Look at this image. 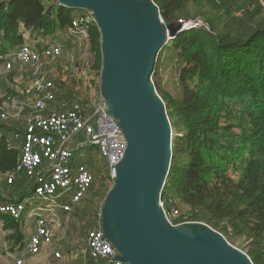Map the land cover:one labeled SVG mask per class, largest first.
Here are the masks:
<instances>
[{"label": "trees", "instance_id": "16d2710c", "mask_svg": "<svg viewBox=\"0 0 264 264\" xmlns=\"http://www.w3.org/2000/svg\"><path fill=\"white\" fill-rule=\"evenodd\" d=\"M155 2L166 24L191 19L204 21L203 25L183 30L161 51L169 49L183 65L178 78L182 97L164 100L173 127L182 132L175 142L166 190L171 191L169 195L176 192L191 212L187 218L181 215L173 224L203 223L228 240L248 238L250 244L246 248L253 263L264 264V14L256 4L248 9L234 0ZM190 8L196 12L191 13ZM89 15L88 10L60 7L57 0H0V67L7 55L25 44L42 52L61 43L64 55L81 52L89 61L86 71L95 70L100 78L101 34L95 23L86 22ZM75 23L86 28L87 42L81 43V34L71 32L76 29ZM70 68L73 70L75 66ZM55 89L58 108L65 99L69 103L77 102L73 89L61 81L55 84ZM96 92L100 94V83ZM86 100L77 103L86 105ZM232 105H240L252 125L251 131L242 137L249 141V147H238V151L233 149L230 139L238 136L231 132L234 125L226 129L222 124V115ZM24 135L25 115L19 120H0V203L3 205L24 203L27 197L31 200L34 192L35 183L23 173L17 174L12 184L7 179L20 161ZM232 150L241 153L235 160L242 154L246 157H240V163L232 161L229 157ZM101 159L102 166L98 163ZM101 159H94L91 152L81 159L93 175V184L71 218L86 230L99 219V210L89 201L96 193L98 179L102 177L106 190L100 208L111 190L105 182H112V187L114 184L106 161ZM229 165L242 172L240 180L229 174ZM0 219L5 221L2 235L6 239V243H0V249L2 245V251L8 249V253L22 251L30 234L28 229L35 230L28 211L18 219L5 215H0ZM87 263L96 264L89 258Z\"/></svg>", "mask_w": 264, "mask_h": 264}, {"label": "water", "instance_id": "95a60500", "mask_svg": "<svg viewBox=\"0 0 264 264\" xmlns=\"http://www.w3.org/2000/svg\"><path fill=\"white\" fill-rule=\"evenodd\" d=\"M92 13L101 34L100 95L127 147L100 210L122 264H253L203 223L172 226L160 206L173 163V125L151 82L161 51L187 23L166 24L155 0H57Z\"/></svg>", "mask_w": 264, "mask_h": 264}, {"label": "built area", "instance_id": "2783aa9c", "mask_svg": "<svg viewBox=\"0 0 264 264\" xmlns=\"http://www.w3.org/2000/svg\"><path fill=\"white\" fill-rule=\"evenodd\" d=\"M234 1L243 5L247 2ZM86 20L87 23H95L92 13ZM196 25L197 22L187 23L185 30ZM74 27L76 29H71V32L81 34V43L87 42L89 38L86 28L76 23ZM63 56L64 46L61 43H55L42 52L25 44L7 55L0 67V81H7L16 70L28 73L27 85L20 94L23 100L14 103V113L11 115L0 107V120L4 122L19 120L25 115L22 155L13 175L7 176L8 183L12 184L15 176L20 173L35 183L29 205L22 202L18 205L0 203V215L18 219L26 210L31 219L33 214L29 210L34 207L32 201L39 198L41 201L54 203L42 216L39 212H34L35 230L28 236L25 252L8 253V261L12 264H26L27 258L40 256L45 246L53 242L57 216L69 219L75 208L80 207L89 195L93 175L81 159L87 157L88 152L93 154L96 149L106 161L111 179L114 180L115 167L123 159L127 147L117 120L108 113L101 95L96 92V86L100 82L95 81V78L84 77L82 80L89 92L87 97L90 104L87 109L77 102L61 103L59 109H55L59 104L54 83L56 76L52 78L50 73L53 71L47 72L46 66L58 63ZM155 73L154 71L151 80ZM166 187L167 185L162 189L160 206L170 225L178 226L173 221L180 218L181 213L175 208L173 197L169 193L168 197L166 194L164 196L168 192ZM44 208L42 205L41 210ZM117 256V251L104 236L99 214L96 224L87 232L83 257L85 261L89 258L96 264H122L116 261ZM55 257L60 259L62 256L57 253Z\"/></svg>", "mask_w": 264, "mask_h": 264}, {"label": "rangeland", "instance_id": "374dc122", "mask_svg": "<svg viewBox=\"0 0 264 264\" xmlns=\"http://www.w3.org/2000/svg\"><path fill=\"white\" fill-rule=\"evenodd\" d=\"M219 1V0H218ZM258 5V7L260 8V10L262 11V13L264 14V0H247L246 4L244 6L248 7V9L250 8L251 5L255 6ZM190 12L191 13H195L196 9L190 8ZM190 21H195L198 23V25H203V20H193L191 19ZM181 22V21H180ZM184 22V21H183ZM28 35V34H27ZM21 47V46H20ZM19 48V47H18ZM68 54V53H67ZM65 54L63 56V63L62 60L59 61L58 63H51L48 64L46 66V71L47 72H51L53 69H56V78L54 79L55 84L58 81H61L62 83H64L66 86L70 87V89H73L76 98L78 99L77 102L83 103V101H85L88 97L86 95V88L84 86L83 83V79L84 77H93L96 80L95 81H99L100 82V78L98 76H96L95 74V70H92L91 72H87L86 71V65L87 63H89V61H83V60H74L73 62H71V59L68 58L70 54ZM74 54H72L71 56H73ZM79 57V55H78ZM61 63L64 64L61 66ZM73 65L75 66V70H71L70 66ZM182 61L176 59L172 52H170L169 49H165L161 55H159L158 57V61H157V65H156V75L154 77H152V84L155 87L156 93L158 94V96L160 97V99L167 105V101L165 102V97H170V98H175V99H179L182 97V89L179 85V73H180V69L182 67ZM19 73V78H21V76H23V81L25 80V78L27 79L26 75L28 76V73H26L25 71L18 72ZM50 76L52 78H54V73H50ZM7 86L3 87L2 86V82L0 81V89H2L4 91V89H6L7 87H9L7 89L6 92V96H4V98H1L2 100H0V107L3 110H6L8 112H10V114L12 115L13 110H12V106L14 105V103H17L18 101H21L23 99L22 96L20 95L21 92L25 89L23 88L22 84H21V80H18L17 82H13L14 80H12V78L7 80ZM59 91V88H58ZM89 95V92L87 93ZM69 102L68 100H64L60 103H66ZM86 105H82L83 107H85V109L88 108L89 106V101L86 100ZM90 108V107H89ZM223 120H222V124L225 125V128L230 129L231 125H234L235 128L232 129V133L237 134V137L234 138H230L231 140H233V149L235 150H239L240 148L238 147H249V141L247 139H242L243 135H246L245 133H249V131H251V127L252 125L250 124V119L248 117V115L242 110L240 105H232L230 107V111L224 113L222 115ZM16 120V119H15ZM14 121V120H13ZM171 124L173 125V121H171ZM242 127V128H241ZM182 132H180V130L178 128L173 127V140H174V148H175V142L178 139V137L181 135ZM241 142H245V146H243V144H241ZM232 150L231 154L229 155V157H232V161H236L238 163H240L241 158L243 155L246 157L245 154H242L241 156H239V158H237L236 160L234 159L236 157L237 154H241L238 153L237 151ZM223 153V152H221ZM94 159H101V156L99 155V153L97 152V150H94ZM101 166L103 165V161L102 159L99 160L98 162ZM100 172L102 174H104V170L103 167H100ZM229 174L232 175V177H234V179L236 180H240L242 177V172H237L236 167L229 165ZM100 177V176H99ZM100 177L97 181L96 184V193L93 196H90V204H93V206L95 207L96 210H101L100 206L104 200V195L106 193V190L104 188V185H102V181H101ZM105 182V181H104ZM103 182V183H104ZM105 186L108 187V189L112 188V182H110L109 180H107L105 182ZM168 193H171V191H168ZM173 194L171 195L175 201V208L178 209L181 213V215L185 218H187L189 216V213L191 212V209L185 204L183 203V201L181 200V197L177 195L176 192H172ZM33 202V206L31 208V211L29 210V212H32V217H31V221L35 220L36 215L34 214V212H39V214L42 216L45 212H47V210L51 207H53V202H44L41 201V199L37 198L35 201ZM31 201L29 200V197H27L24 200V204H30ZM45 204V205H44ZM42 205L45 207L43 210H41ZM103 206V205H102ZM100 208V209H99ZM70 224H68V222H66V224L64 225L65 227L67 226L68 231H64L66 233V235L63 237V244L61 243L60 245L62 247H64V253L68 254L70 253L69 251H71V248L74 247V245H79L80 248L84 249L86 246V233L88 232V230H84L81 228H79L80 224L75 225L73 224L72 221H76L77 220H69ZM0 222H2V220H0ZM80 223V222H79ZM83 224V223H81ZM69 226V227H68ZM3 233L0 232V235H2ZM4 235V234H3ZM2 235V238H0V243H6V239L5 237ZM223 235V234H222ZM224 236V235H223ZM55 237V236H54ZM225 237V236H224ZM226 238V237H225ZM54 239V238H53ZM226 240L228 241V243L230 245H232L233 247H235L236 249H238L239 251L247 254L249 256V249L246 248V245L250 244V240L248 238H243V239H237V240H228L226 238ZM76 243V244H75ZM5 247H7V245H5ZM59 249L62 250L61 247L59 246H55V249ZM77 246L76 248H73V251L77 250ZM49 250L52 251V248H49ZM44 252H48V248L47 246L45 247V249L43 250ZM79 251V250H78ZM25 252V249L22 250V253ZM3 253L6 254V257L3 256ZM16 254V251L14 252ZM51 257L53 258V255H51ZM250 257V256H249ZM56 258V257H55ZM9 257H8V249H4L2 251V245H1V249H0V264H3V262L8 261ZM251 259V257H250ZM252 260V259H251ZM10 261V260H9ZM73 260H70L67 264H76L72 262ZM55 264H58L56 262H54ZM253 263V262H252ZM254 264V263H253Z\"/></svg>", "mask_w": 264, "mask_h": 264}, {"label": "crops", "instance_id": "0c3cea01", "mask_svg": "<svg viewBox=\"0 0 264 264\" xmlns=\"http://www.w3.org/2000/svg\"><path fill=\"white\" fill-rule=\"evenodd\" d=\"M74 51H75V49H73L72 52H74ZM72 52L70 51V53H72ZM73 54L74 55L71 56V61L72 62L75 60V58L77 59V56L78 55H79V57H78L79 60L85 61V59H86V57H84L81 54V52L73 53ZM63 61H64V59H62V63H63ZM62 63H61V66L64 65ZM73 70H75V69H73ZM52 71L54 73V76H56V74H57L56 69H53ZM22 77L23 76H21V78H19L18 70H16L12 74H10L9 79L12 78V80H14L13 82H17L18 80H21V84L23 85L22 87L25 88L26 85H27V79L25 78V80L23 81V78ZM7 83H8L7 81H4L3 80L2 86L3 87H6L7 86ZM8 88L9 87H7L6 89H4V91L2 89H0V97L1 98H4V96L7 95L6 92H7V89ZM1 98H0V100H2ZM55 109H59V108L58 107H55ZM67 219H68L67 217H64L63 218V216H60V215L57 216V223L54 225V234H55V237L53 239V242L51 244L47 245L48 252H44L43 251L42 254L40 256H38V257H33V258L31 257L29 259L27 258L26 264H55L54 262H56L58 264H67L70 260H73L72 262L73 263L76 262V264H88L87 261H85V259L83 257V251H84V249L80 248L79 245H77L76 243H75L76 245H74V247L71 248V251H72L73 248H76V246H77L78 248H77L76 251H73V252L69 251L70 253H68V254H65L63 252L64 251V247H62L60 244L61 243L63 244V237L66 235V233L64 231L67 229V226L65 227L64 225L66 224V222H68V224H70V221H68V220H70V219L71 220H74L73 218H71V216H70V218L68 220ZM72 222H73L74 226L80 224L78 221L77 222L76 221H72ZM4 223H5L4 220H2V222H0V232L1 233L3 232V229H4ZM34 223L35 222L33 220L32 221L30 220V224L31 225H33ZM28 231H29L30 234L32 233V229L31 228L28 229ZM66 231H68V229ZM55 246L61 247L62 250H59L58 248L55 249ZM49 248H52V251L49 250ZM57 253H60L61 254L62 257L60 259L55 258V255ZM51 255H53V258L51 257ZM2 263L3 264H12L10 261H5V262L2 261Z\"/></svg>", "mask_w": 264, "mask_h": 264}]
</instances>
